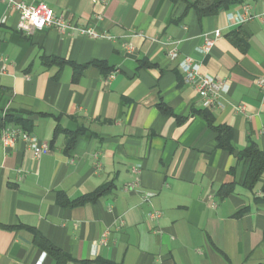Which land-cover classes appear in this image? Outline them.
Returning a JSON list of instances; mask_svg holds the SVG:
<instances>
[{
    "label": "crops",
    "instance_id": "obj_1",
    "mask_svg": "<svg viewBox=\"0 0 264 264\" xmlns=\"http://www.w3.org/2000/svg\"><path fill=\"white\" fill-rule=\"evenodd\" d=\"M24 1L111 38L21 31L0 0V117L50 145L37 158L0 138V264H264V167L251 187L248 155H264V0L206 16L193 0ZM53 56L68 64L45 65ZM187 56L225 82L208 111L229 138L184 82Z\"/></svg>",
    "mask_w": 264,
    "mask_h": 264
},
{
    "label": "built area",
    "instance_id": "obj_2",
    "mask_svg": "<svg viewBox=\"0 0 264 264\" xmlns=\"http://www.w3.org/2000/svg\"><path fill=\"white\" fill-rule=\"evenodd\" d=\"M8 10L15 11L20 16L18 28L21 31L31 33L34 30H43L45 28H54L59 33L76 32L80 35H86L94 39L111 38L106 32H98L92 27L75 26L67 21L62 15H58L54 8L49 4L30 3L24 0H2ZM223 35L221 29H217L213 37H206L202 46L204 54H209L213 49L217 39ZM178 55L176 50L169 53L171 58ZM180 68L183 71V80L191 86L201 100L203 108L212 109L222 106L226 103L224 90L226 84L224 81L201 72V66L191 57H185L180 62ZM114 74H111L112 78ZM256 83L264 88V79H257ZM1 141L5 147L13 146L17 141H24L33 152L35 157L39 158L50 152V145L47 142L40 141L38 137L30 131L23 129L20 126H5L0 134ZM138 180L125 186L126 189H131L137 184ZM151 192H146L145 200H150ZM162 212L158 209H153L146 213V219L151 223L152 227L157 230L156 223L161 218Z\"/></svg>",
    "mask_w": 264,
    "mask_h": 264
},
{
    "label": "trees",
    "instance_id": "obj_3",
    "mask_svg": "<svg viewBox=\"0 0 264 264\" xmlns=\"http://www.w3.org/2000/svg\"><path fill=\"white\" fill-rule=\"evenodd\" d=\"M244 1L245 0H193V1H188V4H189V7L195 9L200 14V16H206V15L216 14L222 9H226L231 6L241 4ZM44 64L47 66L56 65V66H59L60 69H62L66 64H68V61L62 58L56 57V56L44 57ZM95 65L105 68L104 62H101V61L95 62ZM84 67H86V65H74V68L77 70L79 69L82 70ZM2 91L3 90H0V96L2 94ZM203 109L204 110L200 111L201 114H203L208 119L209 123L212 126H214L210 112L206 108H203ZM7 121L14 122L16 126H20L23 129L32 132L30 127H28V125L25 124L21 118L19 119V118H14L10 116H7L5 119H1L0 117V124L2 128L7 126L6 124ZM214 128H216V130L220 133V136L224 135L225 137H228V138L231 136V129L228 126H218V127L214 126ZM77 134L78 133L73 135V137H76ZM248 155H250V157L252 158L253 165H254V170L251 173V179H250V186L253 187V185L257 182V180H259V177L263 170L264 155L260 151H258L255 147L250 148ZM109 188H110V185H107L106 187L104 186V188L101 189L100 191H97L96 193H92L88 196H85L77 200L74 204L95 200L101 194L105 193V191ZM47 248L55 254L58 253V249L52 245L47 244Z\"/></svg>",
    "mask_w": 264,
    "mask_h": 264
}]
</instances>
